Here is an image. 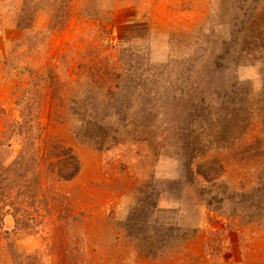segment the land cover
I'll return each instance as SVG.
<instances>
[{
	"label": "rangeland",
	"instance_id": "1",
	"mask_svg": "<svg viewBox=\"0 0 264 264\" xmlns=\"http://www.w3.org/2000/svg\"><path fill=\"white\" fill-rule=\"evenodd\" d=\"M21 3L45 9L27 29ZM67 7L48 33V13ZM257 64L259 89L238 71ZM47 69L66 99L96 109L80 114L107 117L91 130L106 146L77 139L45 98L41 120L80 169L50 182L59 197L40 227L5 218L0 264L75 254V240L62 250L49 238L60 211L92 264H264V0H0L2 149L19 148L4 133L18 85Z\"/></svg>",
	"mask_w": 264,
	"mask_h": 264
},
{
	"label": "trees",
	"instance_id": "2",
	"mask_svg": "<svg viewBox=\"0 0 264 264\" xmlns=\"http://www.w3.org/2000/svg\"><path fill=\"white\" fill-rule=\"evenodd\" d=\"M44 10L39 5L28 7L27 4L21 3L20 15H24L23 19L25 18L29 25L21 21L16 27L29 28L35 15ZM53 12H61L60 17L57 18ZM48 15L50 17L48 33H51L62 28L68 21L70 7L64 11L52 9ZM18 88L14 106L19 116L5 125L4 133H8V138H15L19 148L14 151L12 145L5 149L0 147V227L4 225L5 218H9L14 223L15 230L40 227L44 216L41 211L49 212V199L56 204L59 197L50 182L71 181L80 169L79 161L72 149L51 136L41 120L45 98L48 96L49 103L56 104L63 110V115L56 117L58 120L67 119L75 122L72 133L77 139L88 145L94 144L98 149L106 145H103V141L98 143L91 130L102 129L107 120V117L98 116L93 112L80 114L79 111L96 109L95 107L93 109L91 102L88 104L87 101L66 99L65 85L57 79L52 69L32 73L27 83H20ZM0 114H5V110L0 109ZM4 153L6 155L3 158L1 156ZM51 224L49 238L54 242L57 240L62 250L63 247L66 249L68 240H75L72 242L76 248L75 254L70 257L62 251L56 264H92L80 250L81 231L76 227V221L69 212L60 211ZM134 246L144 255L153 254L143 251V246L138 243Z\"/></svg>",
	"mask_w": 264,
	"mask_h": 264
},
{
	"label": "clouds",
	"instance_id": "3",
	"mask_svg": "<svg viewBox=\"0 0 264 264\" xmlns=\"http://www.w3.org/2000/svg\"><path fill=\"white\" fill-rule=\"evenodd\" d=\"M239 80L241 82H248L253 85L254 88L259 89L261 87V65L257 64L255 66H244L239 70Z\"/></svg>",
	"mask_w": 264,
	"mask_h": 264
}]
</instances>
